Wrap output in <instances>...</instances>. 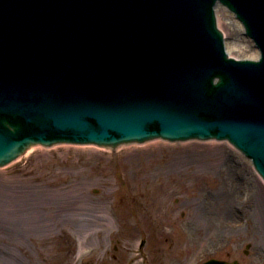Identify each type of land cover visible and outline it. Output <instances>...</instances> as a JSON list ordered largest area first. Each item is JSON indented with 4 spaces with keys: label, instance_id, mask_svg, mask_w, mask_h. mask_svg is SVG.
<instances>
[{
    "label": "rangeland",
    "instance_id": "rangeland-1",
    "mask_svg": "<svg viewBox=\"0 0 264 264\" xmlns=\"http://www.w3.org/2000/svg\"><path fill=\"white\" fill-rule=\"evenodd\" d=\"M227 18V44L237 35L251 45ZM222 157L235 162L222 167ZM117 204L148 205L146 217L130 206L115 211ZM262 204L264 186L224 141L160 140L114 152L35 147L0 170V264H84L85 254L94 264H115L113 255L119 264H194L191 256L213 247L217 258L264 264V232L255 226ZM140 237L148 240L142 256ZM174 252L178 258L163 256Z\"/></svg>",
    "mask_w": 264,
    "mask_h": 264
},
{
    "label": "water",
    "instance_id": "water-1",
    "mask_svg": "<svg viewBox=\"0 0 264 264\" xmlns=\"http://www.w3.org/2000/svg\"><path fill=\"white\" fill-rule=\"evenodd\" d=\"M31 1L0 0V97L4 99V103L0 104V149L8 141L5 132L11 134L10 130H1L7 119L26 118L22 133L38 135L42 139L58 135L87 139L93 135H107V131L126 132L123 119L127 117L123 111L108 104L104 106L93 92L102 91L104 81L116 74L111 56H115L118 52L116 46L124 40L123 35L118 33L122 25L117 23L124 7L97 10V14L94 13L96 7H93L88 15H80L87 8L84 0H64L59 4L47 0L42 6ZM212 1H166L163 7L157 9L166 12L163 23L157 27L160 30L157 36L145 33L143 27L135 30L136 37L142 39L143 53L156 68L155 74L162 71L159 76L164 83L151 85L155 89L151 102L157 109L173 113L180 125L178 131L184 136L227 137L252 157L255 167L264 177V0H248L250 4L245 10L249 17L244 19L242 16L247 32L261 45L259 61L228 58L210 46H205L201 52L199 39L205 35L204 29L208 30L210 37H214L209 29ZM226 1L233 5L234 10L238 9L239 0ZM171 3L180 6V9H172L174 5ZM192 10H197L199 14L198 28L195 22L190 21H195L190 19ZM170 13H175L178 19L187 17L190 30L186 32L195 31L194 38L188 34L179 39L183 51V56L179 58L170 54L159 57L151 51V47L165 44V38L170 43L177 37L171 34L170 39L163 33ZM21 15L33 24L53 27L55 23H60L49 31L43 49L32 61H24L32 56L27 57L28 53L20 44L11 51L6 45L15 38L9 31ZM78 18L85 19L81 26L77 25ZM143 20L148 18L144 16ZM88 35L104 41L102 52L92 50L88 44L92 40ZM119 47L122 54V45ZM186 56L194 58L200 69L193 68L187 61L179 67L174 65ZM94 58H97L96 62L90 64ZM109 71L114 73L102 74ZM130 71L139 75L134 67ZM128 72L125 68L121 75L126 77ZM40 80L46 88L32 92L40 87ZM112 81L109 79V83ZM131 81L134 82V79ZM36 93L38 96H35ZM38 97L40 103L36 100ZM28 99L30 105L27 104V107L33 111L25 110L24 102ZM47 101L54 106L33 109ZM29 138L28 134H24L21 142H27ZM18 143L16 140V144L8 150L14 149Z\"/></svg>",
    "mask_w": 264,
    "mask_h": 264
},
{
    "label": "bare ground",
    "instance_id": "bare-ground-1",
    "mask_svg": "<svg viewBox=\"0 0 264 264\" xmlns=\"http://www.w3.org/2000/svg\"><path fill=\"white\" fill-rule=\"evenodd\" d=\"M226 12L227 11L223 7L217 8V13H218L217 21H218V24L221 25L222 19L223 20H225V19L228 20L227 17L229 16V17H232V19H233L232 22L235 24V26L238 27V28H240L239 22L236 21L233 18V16L231 15V13L229 11L227 12L228 14ZM226 23H227L226 26L228 28L229 25H230V23L229 22H226ZM233 39H234L233 42H229V45H228V49L230 51V54L235 55V56H243V55L255 56L256 55V53H257L256 48H254V46H252V44L250 45V42L249 43L248 42L246 43L244 40L241 41L240 38L237 37V35L236 36H233ZM236 40L238 42H240V43H237ZM235 51H237V53ZM152 142L156 143V142H160V140H155V141H152ZM147 143H149V142H146L144 144H147ZM137 146H138L137 144H127V145H121L119 147L120 148H123V147H133V148L136 149ZM106 149L109 150V147L106 148ZM111 150H113V152H114L117 149L112 148ZM221 161H222V163L220 165L222 167L225 166V165H227L228 163L230 164L229 165V167H230L235 162L234 160H231V159L228 160L227 158H224V157H222ZM230 161H232L233 163H231ZM0 170H2V171L5 170V167L0 168ZM226 174H227V172H226ZM231 177H233V175H231ZM230 181H231V183L233 185L234 183L232 182L231 178H230ZM262 185H263V183H262ZM258 207H259L260 210L262 209L264 211V204L258 205ZM255 219H256V224H255L256 228H260L264 232V215H261L260 217L257 216V218H255Z\"/></svg>",
    "mask_w": 264,
    "mask_h": 264
}]
</instances>
